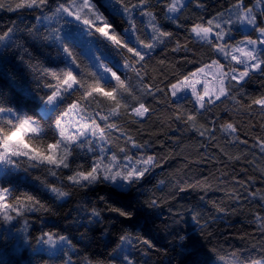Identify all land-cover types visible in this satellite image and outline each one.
Segmentation results:
<instances>
[{
  "label": "trees",
  "instance_id": "trees-1",
  "mask_svg": "<svg viewBox=\"0 0 264 264\" xmlns=\"http://www.w3.org/2000/svg\"><path fill=\"white\" fill-rule=\"evenodd\" d=\"M0 2L6 8L9 4L14 5L17 0H0ZM64 2L65 0H49V5L54 10ZM195 3L196 0H185V7L191 9L188 20L181 21L172 14L159 13L158 23L161 30L174 33L183 42L187 36L186 28L191 26L194 15L209 19L218 11L223 10L221 6H228V0H199V3L205 5L203 9L195 7ZM92 4L111 25L114 34L118 35L128 47L139 49L137 35H141V33L132 30L128 16L117 0H92ZM133 19L139 26H144L147 23L146 18L140 15L139 10L134 12ZM42 20L43 14L36 8L17 11L0 10V35L6 34L5 38L0 40V108L11 109L10 113L20 120L25 118L36 121L40 128L39 134H26L28 139L34 137L33 141L36 143L51 142L57 138L55 121L59 119L60 114L79 89L64 94L52 103L54 106L50 107V103L46 99L50 90L44 87V83L53 81L45 75L41 76L39 72L34 73L18 56L14 55L20 46L28 49L33 62L49 72L63 74L72 71L77 76L81 74L80 69L72 62V58L64 51V48L68 47L81 65H87L95 73V78L105 89L111 90L116 86L112 73L118 75L122 80L131 78L135 82V73L124 67V50L114 45L106 37L76 19L62 17L59 20L53 19L46 22L49 28L58 29V38L53 37L44 41L37 36L35 31ZM251 34L252 30L248 33L244 32L241 24L237 22L233 25L229 42L243 40ZM143 35L150 38V29H146ZM171 47L174 45H169L168 48L159 45L146 54L147 58L153 57L147 69L149 76H161V68L170 74L171 71L183 70L180 65H184L185 68L193 67L185 59L187 57V60H191V52L187 54L183 51L173 53L170 51ZM141 51L143 50L141 49ZM165 58V65L157 64V60ZM105 69L109 71H105ZM261 80H264V76L258 73L254 77H250L242 86L245 94L256 96L264 92ZM237 99H241V97L237 95ZM147 102L156 111L152 119L145 122L146 129L143 133L137 131L136 125L129 127L125 122L126 117H121L118 123L128 128L129 134L133 135L138 142L144 139L151 141V146L147 148V151L149 154L165 157V159H161V167L169 168V170L182 169L184 178L189 184L216 178L219 183L231 177L249 184L251 181L248 180V177L252 176L255 177L256 187L264 186L262 183L264 180L259 178V173L252 171L254 165L246 162V159L249 160L254 153L257 156L261 155L258 148H251V145L255 143L252 137H258L264 133V129L260 127L262 121L258 115H250L231 100H225L224 104L217 101L215 105L211 106L208 113L198 117L196 121V127L204 124L211 131L213 127L211 121L216 120L215 139L210 140L208 133L201 137L189 124L175 121L170 115L174 112V108H170L163 100L157 102L148 97ZM194 103L189 97L179 101L173 100V105H184L185 109H191ZM49 107L48 116H43L41 108ZM2 119L4 118L0 117V120ZM222 122H234L240 129L237 135L240 136V139H247L248 145H239L234 142L232 136L224 133L220 128ZM249 125H251L250 128ZM245 131L249 133L247 136L243 134ZM150 132L155 135L149 136ZM112 136L118 137L113 140V143H121L123 146L124 137L120 136L119 132H113ZM128 147L131 148V145ZM101 148L104 149V152H101ZM69 150L72 154L68 158V163L72 169L89 168L98 159L102 161V165L107 164L108 157H111L115 151L112 144L94 138L91 134L72 143ZM143 151L144 149L132 148L130 154L136 156L138 153L142 154ZM242 152H248L247 158L241 156V159L237 161L235 157L240 156ZM229 156H232L233 159L229 160ZM117 158L121 163H125L123 155L117 156ZM241 169H246V171H241ZM61 170L63 175H61ZM53 171L57 172L55 177L50 175L46 165L26 169L19 167L13 161L4 166L0 176V187L9 189L10 199L21 193H26L53 209V214H45L43 217L26 213L24 217H15L8 223L0 220V257L5 261L9 259V253L12 250L22 253L24 249H27L29 253H36L40 245H37L33 238V228H35L37 237L44 232H51L56 234L55 238L57 239L59 236H64L66 243L71 241L78 247H82L83 242L79 238V233L83 231V228L80 225H94L95 218L91 217L89 208L93 202L99 200L100 196H105L107 199L104 191L105 186L87 185L79 192L78 198L69 196L58 200L49 185L63 187L65 184H70L71 182L64 180L63 176L71 173L69 169L64 168L53 169ZM37 176L40 177V180L36 179ZM232 184L240 190L239 199H222L224 193L217 192L206 196L205 201H201L199 206L207 217L209 225L216 229L217 237L224 240L225 243L233 242L239 246L238 238L252 230L251 225L244 223L247 210L254 207L255 204H259V201L250 203L247 191L244 190L245 184H243L244 187H241V184L235 183L234 179ZM120 188L122 191H127V185L122 184ZM252 189L255 190L253 187ZM190 191L191 188H187L186 191L180 192V197L183 199L180 200L179 196L177 199L180 202H189L195 199L196 197L189 196L188 192ZM128 203V197H120L118 202L113 203V206L121 207L122 210L127 211ZM149 211L157 212L161 221L167 218V209ZM107 216L117 223L125 221V217H118L115 213H107ZM25 219L28 221L27 226L24 223ZM185 221V228L191 230L194 223L191 221V217L186 216ZM12 223H17V226L12 228ZM25 227L27 232H25ZM144 231L147 232L153 243H160L157 233L148 229H144ZM25 237L26 242L24 241ZM112 238L114 240L115 236ZM63 246L64 242L54 255L44 252L43 255L47 258L63 256L68 249V243L65 247ZM64 258L67 259V256ZM47 264H55V260L49 259Z\"/></svg>",
  "mask_w": 264,
  "mask_h": 264
},
{
  "label": "snow or ice",
  "instance_id": "snow-or-ice-1",
  "mask_svg": "<svg viewBox=\"0 0 264 264\" xmlns=\"http://www.w3.org/2000/svg\"><path fill=\"white\" fill-rule=\"evenodd\" d=\"M117 2L127 14L132 30L141 33L137 35L139 49L128 47L118 35L113 33L111 25L97 12L92 0H79V2L67 0V3H60L55 8V13L59 14L62 11L123 49L124 67L135 73V82L131 78L122 80L112 73L116 86L111 90L105 89L95 78V73L87 65H81L72 51L66 47L64 51L80 69L79 76L72 71L57 74L47 69H39L53 81L44 83V87L50 90L46 98L48 103L79 89L56 121L57 138L51 142L36 143L22 135L25 132L39 134L40 129L34 127L32 121L28 119H21L18 123L9 121L8 129L0 128V162L12 163L9 157L23 155L35 162L36 166H48L50 175L55 177L57 172L53 169L70 168L68 158L72 153L69 146L80 137L91 133L94 138L112 144L115 152L123 153L125 163H122V167L129 168L127 175L123 176L125 180L137 174V168L141 165L145 166V170L147 166L152 165L161 167V159L165 157L149 154L146 150L151 146V141L144 139L138 142L133 135L129 134L128 128L118 123L121 117H126L129 127L136 125L137 131L143 133L146 129L145 122L150 121L156 111L149 106L148 97L157 102L163 100L170 108H174V112L170 115L175 121L189 124L201 137L208 133L210 140L215 139L216 120L211 121L213 125L211 131L204 124L196 127V121L198 117L208 113L217 101L224 104L225 100H231L250 115H258L262 121L260 127L264 129V92L256 96L246 95L242 87L255 74L264 76V0H228V6H221L223 10L209 19L194 15L191 26L186 28L187 36L183 42L174 33L161 30L158 14L161 12L172 14L181 21L190 19L188 14L191 13V9L185 7V0H155V3L153 0H117ZM48 5L49 0H17L14 5L9 4L6 8L0 4V10L17 11L25 8L43 10ZM195 7L203 9L205 5L196 0ZM136 10H139L140 15L146 18V25L139 26L133 19ZM45 19L52 21L54 16H46ZM237 22L250 26L252 34L243 40L230 43V33ZM146 29H150V38L143 35ZM5 35H0V40L4 39ZM159 45H164L165 48L174 45L170 49L173 53L191 52V60H187V57L185 59L193 67L185 68L184 65H180L183 70L171 71L170 74L161 68V76H149L147 69L153 57L147 58L146 54ZM157 64L165 65L166 58L157 60ZM33 71H37V68L34 67ZM105 71L109 70L105 69ZM260 83L264 86V80ZM183 90H190L195 98L191 109H185L184 105H173V99ZM237 95L241 99H237ZM5 111H11V109L0 108V114ZM220 128L224 133L232 136L234 142L239 145H248L247 139H240L237 135L240 129L234 122H222ZM113 132H119L120 136L124 137L123 146L121 143H113L114 139H118L112 136ZM243 134L247 136L249 133L245 131ZM152 135L155 133L150 132L149 136ZM252 139L255 143L251 145V148L255 149L259 146L264 149V136H253ZM129 145L131 148L128 147ZM132 148L144 149V151L142 154L133 156L130 154ZM101 152H104L103 148ZM115 152L110 157L113 164L120 162ZM241 156L246 159L248 152H242L235 159L239 161ZM261 156H264V152ZM228 158L233 159L232 156ZM246 162L252 161L246 159ZM102 167L108 169L105 172L106 177L113 171L112 165H102V161L98 159L87 170L78 168L63 179L74 183L95 180L98 169ZM139 175H143V171ZM118 176H121V172L115 171L112 179ZM248 180L251 183L245 184L244 181L234 178L235 183L245 184L248 189L247 195L255 199L260 188L253 190L251 187L255 183V177L249 176ZM49 187L51 191L63 195L57 186L49 185ZM189 187H182L180 191L184 192ZM10 195L8 188L0 187V220L5 223L12 221L15 217H24L25 209L30 208L41 212L49 210L45 204L26 193L16 195L12 199ZM91 211L92 214L95 213V209ZM120 214L124 215L122 212ZM24 223L27 226V219ZM55 237L54 233L44 232L39 238L45 244L54 245L57 243ZM58 239L65 240V237L59 236Z\"/></svg>",
  "mask_w": 264,
  "mask_h": 264
},
{
  "label": "clouds",
  "instance_id": "clouds-1",
  "mask_svg": "<svg viewBox=\"0 0 264 264\" xmlns=\"http://www.w3.org/2000/svg\"><path fill=\"white\" fill-rule=\"evenodd\" d=\"M64 3H67V0ZM0 4L4 5L2 2ZM39 10L43 14V20L40 21V26L35 29L37 36L44 41L53 37L58 38V31L49 28L46 23L49 20L45 17L54 16V19L59 20L65 14L62 11L56 14L55 9L53 10L50 5L46 9ZM14 55L18 56L32 71L34 67L37 68V71H33L34 73L39 72L41 76L44 75L39 71L41 65L33 62L27 48L20 46ZM8 113L10 111H5L0 116H6ZM9 121L11 120H0V128L8 129ZM125 122L127 123V118ZM261 136H264V133H261ZM30 139L34 140V137ZM257 148L260 154L264 152V149L259 146ZM21 151L24 150L21 149ZM115 154L123 155L119 152H115ZM9 159L22 168L38 167L23 155L12 156ZM249 160L252 161L249 164L254 165L252 171L258 172L259 178L264 180V156H257L254 153ZM104 165H112L113 171L109 172L107 177L105 172L108 169L102 167L98 169L95 180L90 179L80 183L71 182L63 187L57 186L63 195L52 191L59 200L69 196L78 198L79 192L87 185L105 186L104 191L107 199L105 196H100L99 200L93 202L89 208L91 217L95 218L94 225H80L83 228V231L79 233V238L83 242L82 247L68 241V249L64 255L55 258L45 257L42 247L37 248L35 254L29 253L27 249H24L22 253L12 250L7 261L0 257V264H38V260L39 264H47L49 259L55 260V264H264V198H262L264 197V186L259 187L260 191L256 193L255 199L248 196L250 203L258 200L259 204H255L254 207L247 210L244 223L251 225L252 230L238 238L239 246H237L236 243H225L224 240L217 237L216 229L209 225L207 217L199 206L201 201H205L206 196L217 192L224 193L222 199H237L240 190L232 184L235 177L219 183L216 178L189 184L184 178L182 169L169 170V168L152 165L147 166L145 170V166L141 165L137 168V174L125 180L123 176L127 175L128 167H122L121 162L113 164L110 157H108V163ZM75 170L69 168L70 173ZM115 171H120L121 176L112 179ZM141 171H143V175H139ZM61 175H63L62 170ZM36 179L40 180V177L37 176ZM122 184L127 185L126 192L121 190L120 185ZM188 186L191 188V191L188 192L189 196L196 198L189 202H180L183 199L180 197V189ZM241 187H244L243 183H241ZM252 187L257 188L255 183L252 184ZM244 190L248 191L247 187H244ZM178 196L180 200L177 199ZM120 197L129 198V203L126 205L127 211L122 210L121 207L113 206V203L118 202ZM46 206L48 211L41 212L29 208L24 210V214L31 213L39 217L53 214V209ZM162 208L167 209V218L162 221L157 212L149 211ZM93 209H95L94 214L91 211ZM121 212L124 215H121ZM107 213L125 217V221L117 223L109 218ZM142 213L143 215H141ZM186 216H190L191 221L194 222L191 230L185 228ZM16 226L17 223L11 224L12 228ZM144 229L157 233L160 243H153ZM32 235L37 245H43L44 242L39 238L40 236H35V228H33ZM113 236H115L114 240ZM64 256H67V259Z\"/></svg>",
  "mask_w": 264,
  "mask_h": 264
},
{
  "label": "rangeland",
  "instance_id": "rangeland-1",
  "mask_svg": "<svg viewBox=\"0 0 264 264\" xmlns=\"http://www.w3.org/2000/svg\"><path fill=\"white\" fill-rule=\"evenodd\" d=\"M64 17L69 18V19H74L73 17H69L67 15H65ZM240 24H241L242 28L244 29V32L248 33V32H250L252 30L251 27L248 26L247 24H242V23H240ZM185 97H189L195 102V98L192 96L190 90H183V91L179 92L177 94V96L173 100L179 101V100H181V99H183ZM52 103H54V102H52ZM52 103H50V107L53 105ZM50 107L47 108V109L46 108H43V109L41 108V114L43 116H48V114L50 112ZM0 117L4 118V119H10L13 123H18L19 120H20V118H18L17 116H15L12 113H8L6 116H0ZM22 119H25V118H22ZM32 122H33V126L34 127L40 129L39 126H38V123L36 121H32ZM26 134H28V132H25L22 135L26 136ZM89 134H91V133H89ZM89 134H87V135H89ZM87 135H85V136H87ZM85 136L80 137L78 140H80L81 138H83ZM77 141H75L73 143H76ZM6 165H8V162H6V161L5 162H0V176L2 174V170H3L4 166H6ZM24 241L26 242V237H25ZM62 242H64V246L63 247H65L67 245L66 240L57 239V243H55L54 245H48V244L43 243V245H40L39 248L42 247L43 252L48 254V255H54V253H56L57 250L62 246Z\"/></svg>",
  "mask_w": 264,
  "mask_h": 264
}]
</instances>
